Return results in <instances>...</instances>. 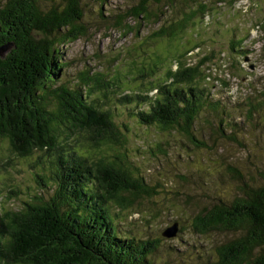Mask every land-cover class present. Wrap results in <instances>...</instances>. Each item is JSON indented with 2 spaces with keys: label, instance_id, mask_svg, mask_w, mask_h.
<instances>
[{
  "label": "trees",
  "instance_id": "obj_1",
  "mask_svg": "<svg viewBox=\"0 0 264 264\" xmlns=\"http://www.w3.org/2000/svg\"><path fill=\"white\" fill-rule=\"evenodd\" d=\"M42 1L49 8L43 9L39 0H6L0 9V50L6 53L0 55V141H6L10 152L19 157L34 152L51 156L53 188L37 175L44 189L51 191L50 198H35L1 215L0 264H150L162 242L122 237L107 205L114 203L124 210L135 200L157 193L122 153L126 140L112 111L90 99L94 93L106 96L119 89L121 79L87 72L68 88L61 81L66 68L61 47L88 33L81 0ZM149 3L164 12L151 11ZM186 3H192L189 12L149 36L171 42L204 14L200 1L140 0L123 15H116L117 23L111 28L125 35L134 30L137 36L142 26L160 23L167 9ZM128 19L135 21L134 26ZM242 43L238 39L236 46ZM245 54L238 53L240 58ZM171 61L176 69L166 68V81L162 78L158 84L153 81L161 71L160 62L130 63L131 74L147 82L123 96L119 104L133 106L135 120L146 127L176 131L198 147L202 143L193 136L194 124L208 98L197 80L207 60L191 66L182 54ZM82 134L88 149L106 147L114 152L113 159L93 160L68 144ZM224 202L203 209L194 218V229L200 234L236 235L220 245L218 261L212 264H264V179L261 185L245 187Z\"/></svg>",
  "mask_w": 264,
  "mask_h": 264
},
{
  "label": "rangeland",
  "instance_id": "obj_2",
  "mask_svg": "<svg viewBox=\"0 0 264 264\" xmlns=\"http://www.w3.org/2000/svg\"><path fill=\"white\" fill-rule=\"evenodd\" d=\"M5 1L0 0V9ZM139 1L81 0L88 33L61 47L66 65L61 81L73 88L87 72L121 79L119 89L106 96L94 93L90 99L101 109L112 111L126 140L122 153L157 193L135 200L124 210L114 203L107 205L122 237L159 239L161 247L150 264H212L218 261L220 245L236 235L219 231L200 234L194 229V218L203 209L240 195L245 187L261 185L264 179V0H198L205 7L204 14L195 17L171 42L149 36L160 26L182 18L192 3L167 9L160 23L142 26L137 36L134 30L125 35L121 29L111 28L117 23L116 15H123ZM39 3L43 9L49 8L42 0ZM149 4L151 11L164 12ZM126 22L135 24L131 19ZM238 39L243 40L239 47ZM240 51L246 52L241 58ZM182 54L191 66L207 60L197 80L208 98L194 124L193 136L202 143L198 147L176 131L146 127L135 120L133 106L119 104L123 96L147 82L131 74L130 63L160 62L161 71L153 81L158 84L162 78L166 81V68L176 69L172 58ZM127 75L129 79L124 78ZM84 137L76 136L68 144L93 160L113 159L114 152L106 147L88 149ZM51 161V156L39 152L19 157L10 152L6 141H0V217L35 198H50L51 191L45 190L36 176L53 188ZM174 223L180 232L171 239L162 237Z\"/></svg>",
  "mask_w": 264,
  "mask_h": 264
},
{
  "label": "water",
  "instance_id": "obj_3",
  "mask_svg": "<svg viewBox=\"0 0 264 264\" xmlns=\"http://www.w3.org/2000/svg\"><path fill=\"white\" fill-rule=\"evenodd\" d=\"M3 50L4 48H1L0 51H3ZM177 231H178L177 223H174L172 228L167 229L166 231L162 233V237H164L165 239H171L176 235Z\"/></svg>",
  "mask_w": 264,
  "mask_h": 264
}]
</instances>
